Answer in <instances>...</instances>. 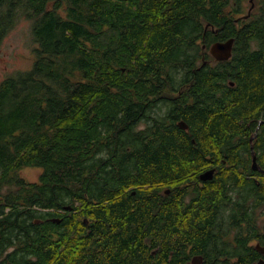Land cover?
<instances>
[{
	"label": "trees",
	"instance_id": "trees-1",
	"mask_svg": "<svg viewBox=\"0 0 264 264\" xmlns=\"http://www.w3.org/2000/svg\"><path fill=\"white\" fill-rule=\"evenodd\" d=\"M246 1L0 0V42L19 19L30 20L35 58L31 69L0 84V215L11 208L0 229L8 225L5 241L21 249L10 252L9 264H145L146 224L129 221L121 234L103 236L101 219L119 210L104 201L150 178L183 179L212 153L249 151L236 135L249 137L257 127L251 146L264 164V0L243 20ZM207 24L224 26L221 40L235 38L232 58L214 67L186 64L196 58H189L188 39L175 35ZM145 46L141 71H158L157 50H168L165 57L181 61L182 70L199 73L190 133L159 126L147 142L149 131L136 134L132 64ZM145 152L152 155L140 157ZM24 167L42 169L38 183L20 177ZM74 201L89 203L82 216L92 218L90 233L81 217L77 223L60 214ZM59 217L62 223H53ZM176 221L164 224L174 231ZM207 222L193 218L180 228L209 241L201 232Z\"/></svg>",
	"mask_w": 264,
	"mask_h": 264
},
{
	"label": "flooded vegetation",
	"instance_id": "flooded-vegetation-1",
	"mask_svg": "<svg viewBox=\"0 0 264 264\" xmlns=\"http://www.w3.org/2000/svg\"><path fill=\"white\" fill-rule=\"evenodd\" d=\"M249 3L251 4V2ZM251 8L252 4L247 15L249 13L251 15L252 11L256 9V5L252 10ZM202 27L203 32L200 30ZM150 28H154V26L150 25ZM222 28L224 26L192 25L185 29L184 32L187 34L177 33L178 37L182 36L188 39L191 46L189 58L191 60L192 56L196 58L195 61H186V64L199 66L209 63L214 67L218 63L227 61L218 59L211 52L214 44L227 41L221 40ZM209 31L211 32L209 33ZM210 40L213 41L209 43ZM198 46L202 47V51L193 50ZM157 51L159 59L163 62L161 67H158V71L139 70L132 74V101L138 107L135 113L137 120L134 129L136 134L143 130L149 131L143 138V141L146 142L150 141L156 132H161V126L162 128L178 127L190 133V118L186 119L189 117L188 110L196 104L195 101H198V96H200L199 73L182 70L181 61L179 63L171 57H165V55H169L168 50ZM139 52L141 53V51ZM162 67L166 70H163ZM181 122H185L188 128L182 129ZM142 127L144 128L142 129ZM257 128L249 137L236 135V139L239 141L243 139L249 141V151L227 152L220 154V157H217L218 154L212 155L214 154L212 153L206 157L207 159L199 169L190 172L183 179L171 183L161 179L155 182L150 178L146 185L130 186L122 194L104 201L102 207L113 206L119 210H116V213L113 212V215L101 219L103 236H106L110 231H115L113 235L121 234L122 224L125 225L129 221H131V225L145 223L146 232L143 236V243L148 251V259L145 264L264 263V200L258 199L259 194H262L264 190L258 189L255 192L250 183H255L260 188L264 186V164L260 161V153L256 151L255 146L253 147L254 151L251 146L258 136ZM192 141L197 142L196 138ZM147 155H152V153L145 152L140 157ZM254 156H257L256 168H254ZM129 163L132 162L127 161L126 164L130 165ZM211 171H214L212 179L203 180L201 178L202 175ZM141 180L143 179L141 178ZM0 204L3 206V202ZM66 207L68 206H64L61 213L73 212L76 209L72 206L71 209L66 210ZM259 207L263 209L257 215ZM10 209V207L6 208L5 212L0 215V220L6 218ZM126 209L130 210V214H127ZM144 210L143 217L133 215ZM172 211H177V216L174 214L172 216ZM193 218L209 220V223L207 222L201 227V232L206 231L204 235L210 233L209 241L204 240L199 231H187L189 234L187 235L183 228L177 225V222H189ZM57 219L61 221L53 223H62V217ZM111 221L119 222V226L116 228ZM172 221H176L174 226L176 230L174 231H171L169 227ZM84 222L90 233V219L85 218ZM164 223H169V228H166ZM165 230L166 232H164ZM136 234L132 233L134 236ZM6 237H8V225L3 224L0 229V264H9L11 251H21V249L9 247L8 241H5Z\"/></svg>",
	"mask_w": 264,
	"mask_h": 264
},
{
	"label": "rangeland",
	"instance_id": "rangeland-1",
	"mask_svg": "<svg viewBox=\"0 0 264 264\" xmlns=\"http://www.w3.org/2000/svg\"><path fill=\"white\" fill-rule=\"evenodd\" d=\"M257 1L259 2V0ZM249 2L250 0L246 1L244 12L245 14L241 15V18H245V16H247V11L252 4H250ZM256 5L258 4L256 3ZM150 37L151 36H149V38ZM156 37H158L157 34L154 35L155 40L153 39V43L155 44L157 43L155 42L157 41ZM175 37L179 38L178 34H176ZM33 46L34 42L32 36V22L30 20L21 18L17 21L13 29L8 32V34L0 42V84L11 74H15L19 71H28L29 69H31L35 60L33 54ZM145 49L146 46L141 50V53L138 56L139 58L136 57L135 60H133L134 63L132 64V66L133 68H135L136 72H138L140 68L139 66H136L135 63L139 62V59L143 57L142 55L146 53L144 52ZM143 128L144 127H142V129ZM19 172L20 177L25 179L28 183H38L42 174V169L36 167H24ZM82 202L74 201L70 205H67L68 207L74 206L76 208V211L74 210L73 212L60 214L63 216L66 215V217L68 216V218L74 217V219H76V222L79 223L80 217L81 220L85 219V216L83 217L82 214L88 209L87 205H89V203L87 202H84L87 205L83 204ZM259 209L260 207L258 208V210ZM262 209L263 208H261L259 211L257 210V215L262 212ZM90 223H92V218H90ZM177 225L182 227V222H177ZM84 231L88 232V230Z\"/></svg>",
	"mask_w": 264,
	"mask_h": 264
},
{
	"label": "water",
	"instance_id": "water-1",
	"mask_svg": "<svg viewBox=\"0 0 264 264\" xmlns=\"http://www.w3.org/2000/svg\"><path fill=\"white\" fill-rule=\"evenodd\" d=\"M250 2L252 3V8L251 10L254 8V0H250ZM250 16V13L249 15L245 16V18H248ZM234 45H235V38H230L228 39L227 41L225 42H219V43H216L212 46V54L217 57L218 59L220 60H229L231 57H232V54H233V49H234ZM264 123V121L260 122L259 123V127ZM180 127L182 129H187L188 128V125L185 123V122H181L180 123ZM252 151H254V148L252 147ZM255 161H256V157H254ZM254 168H256V165H254ZM213 173L214 171H211V172H207L205 173L204 175L201 176V178L203 180H209V179H212L213 178ZM66 210H69L71 209V207H66L65 208ZM53 222H57L59 223L61 220L60 219H57V218H54L52 219ZM261 264H264V263H261Z\"/></svg>",
	"mask_w": 264,
	"mask_h": 264
},
{
	"label": "bare ground",
	"instance_id": "bare-ground-1",
	"mask_svg": "<svg viewBox=\"0 0 264 264\" xmlns=\"http://www.w3.org/2000/svg\"><path fill=\"white\" fill-rule=\"evenodd\" d=\"M253 147V146H252ZM254 157H256V161H255V159H253V161H254V165H257V156H254Z\"/></svg>",
	"mask_w": 264,
	"mask_h": 264
}]
</instances>
